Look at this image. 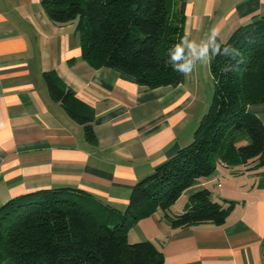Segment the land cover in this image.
<instances>
[{"label": "crops", "instance_id": "1", "mask_svg": "<svg viewBox=\"0 0 264 264\" xmlns=\"http://www.w3.org/2000/svg\"><path fill=\"white\" fill-rule=\"evenodd\" d=\"M182 5L184 38L197 49L212 29L225 43L264 15V0H174L176 19ZM76 26L77 20L52 22L42 0H0V209L25 194L65 189L100 213L124 214L134 186L193 142L210 108V49L209 61L197 59L186 43L185 58L197 64L190 80L184 74L178 86L149 89L116 69L85 62ZM46 72H55L94 111L97 142L52 99ZM249 111L264 123V104ZM253 167L221 163L170 209L182 213L206 189L214 202L234 204L224 225L175 229L158 211L130 230L129 242H153L164 264H264V166Z\"/></svg>", "mask_w": 264, "mask_h": 264}, {"label": "trees", "instance_id": "2", "mask_svg": "<svg viewBox=\"0 0 264 264\" xmlns=\"http://www.w3.org/2000/svg\"><path fill=\"white\" fill-rule=\"evenodd\" d=\"M42 6L56 24L77 20L83 59L92 68L116 69L149 89L182 83L171 51L184 38V5L180 19L173 15L174 0H42ZM216 42L235 52L213 55L210 48L213 99L193 142L134 186L128 210L103 214L65 189L12 199L0 209V264H164L153 242H129L140 221L163 211L175 229L226 223L234 204L214 202L206 189L182 213L170 214L183 193L221 163L264 166V123L249 111L264 104V15L227 42ZM44 79L52 99L84 126L88 141L97 142L94 111L55 72L44 73Z\"/></svg>", "mask_w": 264, "mask_h": 264}, {"label": "clouds", "instance_id": "3", "mask_svg": "<svg viewBox=\"0 0 264 264\" xmlns=\"http://www.w3.org/2000/svg\"><path fill=\"white\" fill-rule=\"evenodd\" d=\"M219 34L218 29H212L211 34L208 35V42L199 46L194 43L187 42L184 38L181 40V43L178 44L174 50L171 51L172 61L175 62V69L179 70L181 73L185 75H190L191 72L196 67V63L191 59L185 58V44L187 43L188 47L192 50L193 54L197 59H205L206 61L210 60L209 49L211 48L213 55H229L230 53H234L235 50L230 46H226L223 49L220 44L216 42V38Z\"/></svg>", "mask_w": 264, "mask_h": 264}, {"label": "rangeland", "instance_id": "4", "mask_svg": "<svg viewBox=\"0 0 264 264\" xmlns=\"http://www.w3.org/2000/svg\"><path fill=\"white\" fill-rule=\"evenodd\" d=\"M186 51H187V49H186ZM190 53V51L188 50V54ZM190 80V77H189V75H185V81H186V83L188 82ZM246 142H244L243 144H245Z\"/></svg>", "mask_w": 264, "mask_h": 264}]
</instances>
